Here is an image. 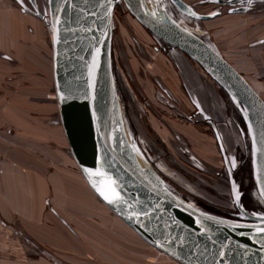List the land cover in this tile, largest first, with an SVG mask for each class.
<instances>
[{
	"label": "rangeland",
	"instance_id": "rangeland-1",
	"mask_svg": "<svg viewBox=\"0 0 264 264\" xmlns=\"http://www.w3.org/2000/svg\"><path fill=\"white\" fill-rule=\"evenodd\" d=\"M11 1L25 13L32 14L37 10L43 16L39 17L40 20L50 32L48 70L42 76L47 85L43 95H38L41 101L37 110L42 111L43 133L46 134L43 136L45 152L42 158L49 162L51 173L71 169V174L81 177L86 193H90L92 199L108 211V222L95 217L91 221L95 225H102L103 229L106 223L107 233L103 232V235H107L108 245L113 246L119 255L115 257V253H109L108 262L104 259L99 262L94 258L95 253L99 254V249H92L91 264H182L143 239L90 187L71 150L61 121L54 80L53 28L49 22L48 0H35L37 9L31 0H25V9L17 0ZM146 1L160 10L159 14L163 12V15L208 42L236 67L233 66L264 100V0H237L234 4H221L219 0H182L190 8L187 11L179 8L173 0ZM154 8L150 11L153 12ZM200 15L215 17L201 20ZM111 53L121 121L133 147L130 148L131 153L137 156V163L143 165L172 194L192 202L196 209L216 217L242 221L235 204L236 193L232 188L231 173L233 185L243 197L240 201L243 208L253 215L264 216V204L253 179L251 137L239 100L234 99L187 54L149 33L131 15L122 0L116 4L113 12ZM167 66L178 84V92L183 97L181 106L187 107L189 118L179 117L177 110L173 108L175 111H171L172 106H161L162 102L153 100L144 83H141L147 81L154 84L159 96L166 98L170 93L162 87L164 80L160 70L168 72ZM137 67L139 73L135 70ZM132 93L135 105L131 99ZM153 93L156 95L155 91ZM167 100L179 107V100L172 96ZM8 109L14 119L17 117L15 114H22L26 119V105L9 104ZM177 118L182 119L179 122ZM14 119L9 126L0 123V139L7 143L11 142V136L13 140L19 136V141L24 143L25 131L23 128L17 129ZM210 119L216 123L212 127L210 122L207 123ZM216 128L218 135L213 131ZM51 129L58 130L57 137ZM7 131L12 134L5 136L4 132ZM197 135L200 137L198 140ZM200 140L202 145L199 144ZM26 153L25 149L10 148V151H6L3 147L2 159L8 158L25 165ZM227 154L231 158L228 161ZM69 160H75V163ZM46 168L49 167L45 166L43 172H46ZM73 189L84 192L75 182ZM111 219L121 226L118 224L116 227ZM73 262L71 264H78Z\"/></svg>",
	"mask_w": 264,
	"mask_h": 264
},
{
	"label": "water",
	"instance_id": "water-1",
	"mask_svg": "<svg viewBox=\"0 0 264 264\" xmlns=\"http://www.w3.org/2000/svg\"><path fill=\"white\" fill-rule=\"evenodd\" d=\"M31 1L37 9L35 0ZM120 1L48 0L61 121L85 179L143 239L182 264H264V232L260 231L264 229V216L247 212L236 199L242 221L191 210L143 170L131 153L122 121L116 123L110 110L111 99L119 102L112 71L111 34L112 15ZM122 1L154 37L187 54L239 100L251 137L253 179L264 204V100L203 38L180 27L163 12V18L153 17L141 0ZM173 2L182 10H190L182 0ZM219 2L234 4L237 0ZM37 13L32 14L43 18ZM198 17L208 20L215 15ZM119 124L121 131H117Z\"/></svg>",
	"mask_w": 264,
	"mask_h": 264
},
{
	"label": "crops",
	"instance_id": "crops-1",
	"mask_svg": "<svg viewBox=\"0 0 264 264\" xmlns=\"http://www.w3.org/2000/svg\"><path fill=\"white\" fill-rule=\"evenodd\" d=\"M47 30L36 15L23 12L11 0H0V123L13 124L9 104H24L28 110L25 120L22 114L14 119L17 129L25 131L24 143L19 136L15 140L11 136L7 143L0 139V264H91L92 249H99L94 258L108 262L109 253L119 255L103 235L108 226L104 223L103 229L91 221L95 217L108 222V211L86 193L81 177L71 174V169L51 173L49 162L42 158L46 134L42 111L37 110L38 95L47 85L42 78L48 70L51 40ZM164 86L172 95L176 92ZM54 129L51 132L57 137ZM2 146L6 151L25 149L26 164L3 160ZM45 166L49 168L43 172ZM73 181L84 192H76ZM111 222L119 224L115 219Z\"/></svg>",
	"mask_w": 264,
	"mask_h": 264
},
{
	"label": "bare ground",
	"instance_id": "bare-ground-1",
	"mask_svg": "<svg viewBox=\"0 0 264 264\" xmlns=\"http://www.w3.org/2000/svg\"><path fill=\"white\" fill-rule=\"evenodd\" d=\"M141 2H142V4L144 5V7L146 8V10L153 16V17H155V18H163L162 17V14H159V12H161L160 10H157V9H155L154 8V6H153V4H151L150 5V1H146V0H141ZM151 8H154V11L153 12H151L150 11V9ZM112 18H113V15H112ZM177 25H179V24H177ZM180 27H182L181 25H179ZM186 30H188V29H186ZM189 31V30H188ZM159 66V65H158ZM234 66V65H233ZM235 67V66H234ZM160 68V67H159ZM236 68V67H235ZM161 71V78H163V85L164 84H166V85H168V86H170V87H172V88H176V85H177V82H176V80H175V78L173 77V76H171V73L170 72H172L171 70H170V68L167 66V71L168 72H163L162 70H160ZM131 93V92H130ZM131 99L133 100V104H135V101H134V96H133V93H132V97H131ZM121 105H120V103L119 102H117V100H115V98L114 99H111V108H110V110H111V114H112V117L114 116V118L116 119V123H118V120L121 122V118H120V110H121V107H120ZM121 129H122V126L119 124L118 126H117V131H121ZM123 134H124V132H123ZM127 134V133H126ZM126 134H124V136L126 135ZM127 138V139H126ZM125 139H126V141H127V144L129 145V143H130V145H132L131 144V142H130V140H129V138L127 137V135L125 136ZM136 156V155H135ZM135 159H137V156H136V158ZM138 165L143 169V170H145V171H147L145 168H144V166L143 165H140L139 163H138ZM183 203L188 207V208H190L191 210H194V211H196V212H198V210L195 208V205L192 203V202H184L183 201Z\"/></svg>",
	"mask_w": 264,
	"mask_h": 264
},
{
	"label": "flooded vegetation",
	"instance_id": "flooded-vegetation-1",
	"mask_svg": "<svg viewBox=\"0 0 264 264\" xmlns=\"http://www.w3.org/2000/svg\"><path fill=\"white\" fill-rule=\"evenodd\" d=\"M148 31V30H147ZM150 33V32H149ZM162 87L164 88V90H166V88H165V86L162 84ZM156 88V87H155ZM159 90V89H158ZM175 90H177V89H174V91ZM166 92H168L167 90H166ZM169 93V92H168ZM177 93H178V96H177ZM177 93L176 92H174V94L172 95V93H170L169 95H167L166 93V95H167V97H170L171 98V96H172V98L173 99H175V100H179L178 102V105H179V107L177 106V105H174V104H172V103H170L169 102V100H167V97L166 98H161L159 95H158V98H155V101H157V100H159L160 102H162V105L161 106H164V105H167V107H169V108H171V106H172V108H171V111H175V110H177L179 113H180V115H179V117H185V118H187L188 117V111H187V107H183V106H181V103H182V100H183V97L179 94V92L177 91ZM159 94V93H158ZM153 100H154V98H153ZM176 106V107H175ZM175 110H174V109ZM176 116V115H175ZM191 116V115H190ZM189 118V117H188ZM157 119V118H156ZM178 120H179V122L181 121V119L182 118H177ZM211 124H210V123ZM207 123H209V125L211 126V125H213L215 122L212 120V122H211V119L207 122ZM178 124V123H177ZM216 124V123H215ZM214 124V125H215ZM212 127V126H211ZM217 130V128L215 129V130H213V131H215V133H216V135H218V132L216 131ZM217 148H219V146H217ZM214 150V149H213ZM231 158L229 157V155L227 154V161L228 160H230ZM242 196H240V201H242Z\"/></svg>",
	"mask_w": 264,
	"mask_h": 264
},
{
	"label": "snow or ice",
	"instance_id": "snow-or-ice-1",
	"mask_svg": "<svg viewBox=\"0 0 264 264\" xmlns=\"http://www.w3.org/2000/svg\"><path fill=\"white\" fill-rule=\"evenodd\" d=\"M17 2L21 5L22 8L25 7V0H17ZM33 2H34V0H33ZM49 2H52V0H49ZM37 14H39V13H37ZM192 15L195 16L196 13L193 12ZM233 190H234V192L236 193V194H235L236 202L239 203V200H240V194H239L238 191H236L235 186H234ZM101 195H103V193H101ZM116 198L119 199V196H117ZM105 199H108V197L105 196ZM108 202H109V203H114V200H112V199H108ZM236 227H242V225H236ZM260 231L264 232V229H261Z\"/></svg>",
	"mask_w": 264,
	"mask_h": 264
},
{
	"label": "trees",
	"instance_id": "trees-1",
	"mask_svg": "<svg viewBox=\"0 0 264 264\" xmlns=\"http://www.w3.org/2000/svg\"><path fill=\"white\" fill-rule=\"evenodd\" d=\"M155 67H156V65H155ZM158 68V67H157ZM135 70L136 71H138V73H139V68L137 67V68H135ZM160 70V69H159ZM141 83H144V88L146 89V91L150 94V96H152L154 99L155 98H157V95H158V92H157V90L155 89V85L153 86V85H151V84H148V82L147 81H145V82H141ZM152 83H153V81H152ZM177 86H178V84L176 85V89H178L177 88ZM171 88V90L172 91H174V88H172V87H170ZM156 92V95H154V93L153 92ZM151 98V97H150Z\"/></svg>",
	"mask_w": 264,
	"mask_h": 264
}]
</instances>
